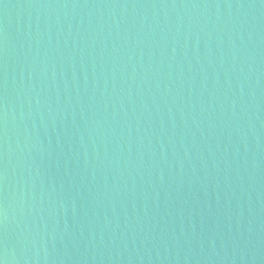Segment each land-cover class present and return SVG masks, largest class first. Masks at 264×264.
<instances>
[{
  "label": "water",
  "instance_id": "obj_1",
  "mask_svg": "<svg viewBox=\"0 0 264 264\" xmlns=\"http://www.w3.org/2000/svg\"><path fill=\"white\" fill-rule=\"evenodd\" d=\"M2 264H264V0H0Z\"/></svg>",
  "mask_w": 264,
  "mask_h": 264
},
{
  "label": "clouds",
  "instance_id": "obj_2",
  "mask_svg": "<svg viewBox=\"0 0 264 264\" xmlns=\"http://www.w3.org/2000/svg\"><path fill=\"white\" fill-rule=\"evenodd\" d=\"M0 264H2V262H0Z\"/></svg>",
  "mask_w": 264,
  "mask_h": 264
}]
</instances>
